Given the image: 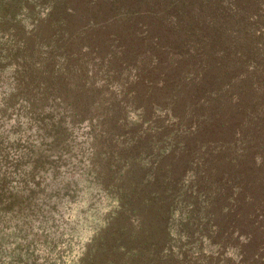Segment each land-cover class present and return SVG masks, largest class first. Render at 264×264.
Segmentation results:
<instances>
[{
    "label": "trees",
    "instance_id": "trees-1",
    "mask_svg": "<svg viewBox=\"0 0 264 264\" xmlns=\"http://www.w3.org/2000/svg\"><path fill=\"white\" fill-rule=\"evenodd\" d=\"M232 68L245 73L240 92ZM99 81L119 96L107 103L106 95L92 109ZM77 89L82 97H75ZM255 91L261 92L253 100ZM221 94L237 107L228 117ZM262 105L264 0H0V264H70L50 219L33 223L41 212L37 199L52 197L50 190L61 185L75 196L86 188L66 179L71 172L118 191L108 231L121 235L115 221L135 218L129 243L118 239L113 247L124 264H216L218 251L238 246L242 236L261 244L264 238L250 229L264 221V207L250 199L256 214L246 222L238 212L245 197L255 196L252 182L240 184L227 173L222 189L202 191L212 186L209 160L195 154L188 136L202 151L230 142L238 157L264 167V153L238 148L264 131ZM255 114L259 133L242 122ZM153 119L171 132L159 134ZM102 136L116 137L121 152L99 153ZM91 148L93 158L105 159L98 170L86 163ZM176 156L181 163L165 165ZM135 162L144 170L141 181H132ZM116 174L133 187L110 185ZM138 202L148 207L142 213ZM36 228L45 234L37 237ZM207 237L216 249L209 254Z\"/></svg>",
    "mask_w": 264,
    "mask_h": 264
},
{
    "label": "rangeland",
    "instance_id": "rangeland-1",
    "mask_svg": "<svg viewBox=\"0 0 264 264\" xmlns=\"http://www.w3.org/2000/svg\"><path fill=\"white\" fill-rule=\"evenodd\" d=\"M231 72L235 73V76L232 78V83H235L234 91L240 92L245 88V84L242 83L244 82L242 81V78L245 73L234 71L233 68ZM101 83L102 82L99 81V83L93 85L94 89H96V93L92 98H89L90 103L92 102L93 104L92 109H95L94 107H96L102 98L108 95L107 91L105 90L106 87L99 86ZM82 87L80 85L79 88L81 89ZM80 89L74 91L76 98L82 97L81 95H83ZM83 89H85V87H83ZM186 91H188L189 94H192V86H188ZM260 92L261 91L253 92L250 97L255 100L256 98H259L260 95L258 94ZM83 93H85V91ZM108 96L109 99L107 103H109L114 98H118L119 95L114 94ZM200 100H202V98ZM218 101L219 106L224 107L223 112H221L223 117H228L235 113V109L237 107L233 104H230L227 97H225L223 94L218 96ZM103 103L106 104V101ZM194 108L197 110L196 107ZM100 110H102V108H100ZM260 110L261 111L259 114L264 115L263 105L261 106ZM257 117L258 115L255 114L251 117V120L243 119V117L239 118L243 119V123L249 122V125L254 129V133H259L258 127L255 126V120ZM150 118L151 116L146 118L148 122H150ZM152 121L155 122V124L157 123L159 134L164 135L171 132V128L166 127L160 122L158 123V121L155 119ZM90 124L91 123L86 120V131L91 129ZM135 130L139 132L137 128ZM238 130L236 129L234 131V135L237 136ZM262 131H260L261 134L259 136L251 133L252 135L250 138H252V141L250 140L249 145L244 146L246 142L242 140V144H240L238 148H248V150L250 149L252 152L254 151L256 153H264V134H262ZM258 137L262 138L263 140L258 141ZM103 139L104 136L96 140V147L99 153L103 154L107 151L121 152L122 149L121 146L116 142V137H114L113 140ZM188 140L190 145L194 146L196 155L199 153V156H201L204 153V155L207 156V159L209 160L206 165V169L207 172L211 173L212 186L209 189L201 188L202 191L215 192L216 189H222L225 175L230 173L232 179L240 184L251 181L252 189H254L256 192L255 196H248V198L245 197L243 201H241V206L239 208L240 210L238 212L243 217V222L248 221L249 218L254 215V213L256 214L250 199L252 200L255 198L256 202L259 203L258 205L264 207V167L261 166L259 161H254L251 159V157L247 159L242 158V156L238 157L236 154L239 153H235L233 148L231 149L229 146L230 142L221 144V146L219 144H215L216 142H211L209 144L210 146L202 151V147L192 143L189 139V136ZM92 150L93 148L90 149V152ZM102 154L101 156L94 158V152L89 153V155L87 154L88 160L86 163L88 164V167H92L94 170L100 169V167H102V165L105 163V159L103 158ZM52 158L56 159L57 157ZM181 162V158L178 156L168 157L165 161V165H177ZM194 163L195 161H192L189 164H191V166L194 168ZM131 168H133L136 175L135 179L132 181H136V179L141 181L144 175V170L136 162L131 165ZM250 168H252L253 171L250 170ZM124 169H127V167H124ZM81 173L71 172L66 178L79 179L82 185L86 186V188L81 191V193H78L74 196L73 191H67V189H64L61 185H58L57 188L50 190L52 197L50 196V198L37 199L40 202L39 206L41 208V212L38 214L39 219H37V221H35L33 224L37 227L39 220L42 219H45L48 222V220L44 218L45 216L50 219L48 222V224L50 223L49 225L51 226L50 232H53V236L55 237H62L63 240L60 248L65 251V254L69 253L68 261L70 264H124L123 262H125L126 259H124V256L119 252H114L113 247L117 243L118 239L129 243L127 241L128 235L126 234L129 233V231L134 230V223L132 220L135 218L133 216L124 215L115 221L119 223V229L124 230L123 234L121 235H114L112 230L108 231V223L112 218H116L115 215L118 213V207L120 206L119 200L116 197L118 191H109L106 188H103L101 184H98L97 181L92 182L86 174L81 175ZM120 175L121 174H116L113 177L111 176L112 178L108 176L110 178V180H108L110 185H119V187H124V189L132 188V184H129L128 182L130 178H122ZM177 191L179 192V190ZM59 196L64 198L62 203L58 202L60 198ZM137 206H141V213L142 210L145 211L148 208L147 206L142 207L139 202L137 203ZM58 208L62 210L59 212ZM219 211V209H216L215 214H219ZM223 214L224 213H222V217ZM220 217L218 219H220ZM145 218L147 220H155L149 214H146ZM27 219L28 218L22 217L21 222L25 226L28 224ZM256 224H258V222ZM259 224L260 227H257L256 229L252 228L250 230L254 231L256 235L262 236L264 238V221H261ZM35 231L37 232V237L45 234V232L39 228H36ZM141 233L145 235L146 230H142ZM248 236H242L241 241L238 242V246H242L241 249H238V246L235 247L233 245H226L224 247L225 251H221V253L223 252L222 254H220V251H218L219 256L216 260V264H264V239L262 240L261 244L256 245L254 243L246 242L248 240ZM154 237H158L162 241L160 234L157 231L155 232ZM204 241L206 244V247L204 248L207 254H209L210 251H213V249L216 250L215 246L210 244L208 237L206 239L204 238ZM113 260H115V262H111ZM197 264H207V262L198 261ZM210 264L212 263L210 262Z\"/></svg>",
    "mask_w": 264,
    "mask_h": 264
},
{
    "label": "water",
    "instance_id": "water-1",
    "mask_svg": "<svg viewBox=\"0 0 264 264\" xmlns=\"http://www.w3.org/2000/svg\"><path fill=\"white\" fill-rule=\"evenodd\" d=\"M66 130H67V131L70 130V135H68V137H72V134H73V132H74L73 127H70V129L67 127Z\"/></svg>",
    "mask_w": 264,
    "mask_h": 264
}]
</instances>
